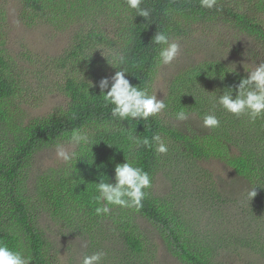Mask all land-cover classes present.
Returning <instances> with one entry per match:
<instances>
[{
	"label": "trees",
	"instance_id": "1",
	"mask_svg": "<svg viewBox=\"0 0 264 264\" xmlns=\"http://www.w3.org/2000/svg\"><path fill=\"white\" fill-rule=\"evenodd\" d=\"M22 1L25 11L34 20L43 19L57 25L79 18L80 27L86 25L81 23L85 20L96 21L93 25L98 26L87 24L89 31H80L82 34L75 37L71 47V57H67L70 60L63 63L72 69L64 88L67 107L27 126L15 123L14 108L17 106L14 101L20 94V86L11 75L5 50L0 49V133L3 134L0 140V180L6 186V189L0 186V243L31 257V264L56 262L31 207L23 200L18 180L38 151L65 143L73 130H81L90 137L92 144L78 149L77 158L65 163L54 180L52 201L55 216L84 224V228L103 219L95 212L100 206L94 200L98 195L95 183H99L103 175L113 184L116 165L127 159L149 173L152 187L146 190L147 195L139 210L110 206L109 218L119 222V218H127L130 214L142 217L153 225L169 251L184 264H219L216 251L207 240L192 234V227H188L191 223L182 217L177 202L171 200L167 203L153 195V184L161 168L160 154L156 153L154 145L148 147L142 141H151L153 135L159 134L163 140L181 143L183 154L192 161L219 159L237 176L257 187L251 212L264 210V119L252 122L247 116L237 118L215 103L216 98L214 106L209 97L211 94L222 95L227 88H232L235 96L236 86L248 73L231 69L224 62L207 59L198 65L194 63L184 76L178 75L174 79L173 85L180 86V89H186L189 84L205 85L206 94L200 97L192 94L187 102L193 109L200 108V117L214 113L221 121L220 127L210 133L192 135L163 124L157 117L134 121L131 126L128 121L123 124L115 122L111 117V106L100 97L98 84L102 78L110 79L115 75L118 69L109 63L123 56L124 67L128 69L126 78L133 86L148 87L150 91V84L158 71L155 59L158 46L152 43L155 34L161 30L172 38L190 37L195 32L193 26L199 23L222 21L232 25L238 34L254 40L263 53L259 58L264 62V0H218L220 11L201 8L199 0H144L142 6L152 13L148 21L128 9L124 0ZM107 20L115 28L114 32L98 33L106 27ZM75 73L77 77H74ZM205 102L207 108L203 111ZM17 115L21 117L22 113ZM130 136L138 137L141 143L133 142ZM254 213L259 217H255L256 220H262L252 226L259 233L264 226V213L262 216ZM122 223L128 222L122 220ZM123 237L124 245L127 244L132 251H143L135 236L126 233Z\"/></svg>",
	"mask_w": 264,
	"mask_h": 264
},
{
	"label": "rangeland",
	"instance_id": "2",
	"mask_svg": "<svg viewBox=\"0 0 264 264\" xmlns=\"http://www.w3.org/2000/svg\"><path fill=\"white\" fill-rule=\"evenodd\" d=\"M25 10L22 0H0V49L5 50L11 75L20 86V94L14 101L17 106L14 119L20 126L58 114L67 107L64 88L72 69L63 63L70 60L67 57H71V47L75 37L82 34L80 31H89L87 24L98 26L93 25L96 21L85 20L81 23L86 25L80 27L79 18L52 25L43 19H32ZM193 29L194 35L179 38V58L171 66L158 69L150 84V92L157 93V98L164 99L168 105L157 118L186 135L213 130L203 126L198 115L200 108L193 109L187 102L192 94L200 97L208 90L198 84L180 89L173 85L174 79L184 76L194 63L198 65L207 59L247 73L253 65H245V70L244 64H251L252 59L261 63L259 57L263 54L251 37L238 34L225 22L199 23ZM114 30L107 20L106 27L98 33L111 34ZM77 76L75 73L74 77ZM217 96H209L212 104ZM206 108L205 102L202 110ZM182 109L189 113V119L184 122L175 119V113ZM18 113L22 116L18 117ZM164 142L168 153L160 154L161 168L153 184V195L167 203L177 202L182 217L191 223L188 227H192V234L207 240L215 249L219 264H264V226L259 233L252 228L256 222L262 223L255 219L258 216L254 212L262 216L264 210L251 212L254 199L247 195L251 183L219 159L192 161L183 154L181 143ZM64 165L56 157L55 146H47L34 155L18 180L23 200L31 207L56 261L52 264H81L85 255L97 251L106 254L103 264H184L169 251L153 225L142 217L130 214L117 222L109 218L111 212L95 225L84 228V224L55 216L52 184ZM0 186L6 189L1 180ZM126 233L139 239L142 252L136 253L124 245Z\"/></svg>",
	"mask_w": 264,
	"mask_h": 264
},
{
	"label": "clouds",
	"instance_id": "3",
	"mask_svg": "<svg viewBox=\"0 0 264 264\" xmlns=\"http://www.w3.org/2000/svg\"><path fill=\"white\" fill-rule=\"evenodd\" d=\"M124 2L128 9L136 13V16L143 17L147 21L151 17V11L142 6L144 0H124ZM199 5L203 9L220 11L217 7L218 0H199ZM152 43L158 46V55L155 58L157 69L171 66L181 54L179 38L174 39L165 31L159 30ZM125 63L123 56L118 57L116 62L109 63L118 70L110 79L102 78L98 86L101 92L100 97L106 105L111 106L113 120L122 124L128 121L131 126L134 121H147L159 116L168 108V105L164 99L157 98V93L150 92L148 87L133 86L126 78L128 69L124 67ZM245 65L253 66L246 70ZM244 68L248 75L236 86L235 96L233 89L227 88L222 95L219 94L216 97V103L225 112L237 118L247 116L255 122L257 119H264V62L257 64L256 60L252 59L251 64H244ZM91 85L94 87L93 84ZM175 119L181 122L187 121L189 113L182 109L175 113ZM202 122L208 129H217L221 125L220 119L214 113L204 114ZM129 139L137 144L141 143L136 136H130ZM89 144H92V140L86 133L73 130L65 143L55 146L56 157L64 163H70L77 158V150ZM142 144L148 147L154 145L157 154L168 153V146L159 134L153 135L151 141L144 139ZM105 177L102 175L100 182L95 183L98 195L94 197V200L100 205L95 209L97 216H108L112 212L110 206L139 210L147 195L146 190L152 187V178L149 173L134 166L127 159L125 163L117 164L115 167V184L109 183ZM256 188L252 187L247 192L252 200L257 196ZM105 255L103 251L85 255L81 264H103ZM0 264H31V257H25L21 251L13 250L6 244L0 243Z\"/></svg>",
	"mask_w": 264,
	"mask_h": 264
}]
</instances>
